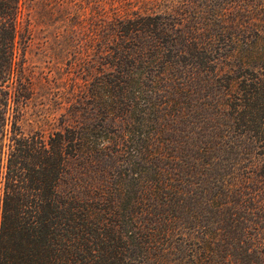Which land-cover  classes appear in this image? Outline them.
Returning <instances> with one entry per match:
<instances>
[{"label": "trees", "instance_id": "16d2710c", "mask_svg": "<svg viewBox=\"0 0 264 264\" xmlns=\"http://www.w3.org/2000/svg\"><path fill=\"white\" fill-rule=\"evenodd\" d=\"M205 1L113 19L46 137L21 126L22 0H0V264H264V3L239 0L243 40ZM225 39L252 64L224 73Z\"/></svg>", "mask_w": 264, "mask_h": 264}, {"label": "rangeland", "instance_id": "374dc122", "mask_svg": "<svg viewBox=\"0 0 264 264\" xmlns=\"http://www.w3.org/2000/svg\"><path fill=\"white\" fill-rule=\"evenodd\" d=\"M205 0H22L18 17L17 61L24 64L31 82L32 97L23 109L21 126L26 132H40L46 137L61 128L73 113L76 96L84 88L87 70L97 61V37L111 33L118 16L152 12L189 15L205 10ZM226 15L223 35L238 34L246 40L252 30L254 15L237 8L239 0H217ZM264 0H247V6ZM215 2H213L214 4ZM212 4V5H213ZM235 7V9H234ZM187 18V16H186ZM238 20L234 23V19ZM213 31L207 26L204 32ZM225 39L218 66L224 73H237L235 63L252 64L251 51L244 42L229 51ZM230 54H235L231 57ZM86 68V69H84ZM235 72H234V71Z\"/></svg>", "mask_w": 264, "mask_h": 264}]
</instances>
